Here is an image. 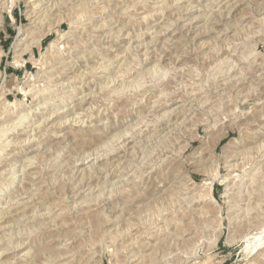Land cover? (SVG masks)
<instances>
[{"label": "rangeland", "instance_id": "rangeland-1", "mask_svg": "<svg viewBox=\"0 0 264 264\" xmlns=\"http://www.w3.org/2000/svg\"><path fill=\"white\" fill-rule=\"evenodd\" d=\"M41 1L0 0V264H264V0Z\"/></svg>", "mask_w": 264, "mask_h": 264}, {"label": "bare ground", "instance_id": "bare-ground-1", "mask_svg": "<svg viewBox=\"0 0 264 264\" xmlns=\"http://www.w3.org/2000/svg\"><path fill=\"white\" fill-rule=\"evenodd\" d=\"M43 1V0H42ZM41 1V2H42ZM84 1V0H83ZM83 3V2H82ZM81 3V4H82ZM84 5H85V3H83ZM79 5V4H78ZM58 6V5H57ZM80 6V5H79ZM41 7V6H40ZM39 7V8H40ZM51 7V6H50ZM49 7V8H50ZM52 9V8H51ZM45 12V11H44ZM43 12V13H44ZM48 12V11H47ZM214 13V12H213ZM33 14H35V15H37L38 13H37V11H36V9L34 10V12H33ZM34 15V16H35ZM48 16V15H47ZM200 18V17H199ZM45 19V18H44ZM173 22V21H172ZM215 29V28H214ZM21 33H20V35H19V37H20V42L18 43V46H21V45H23V43H25V42H27L28 40H31L32 39V35H31V37H29V35H24V33L22 32V31H20ZM24 35V37L23 38H21L22 36ZM62 37H64V36H62ZM145 37V36H144ZM40 43V40H33V41H31V42H29L27 45H25V49H23L22 50V53H19L18 54V58L19 57H21L25 52H27V51H30L32 48H34V46L35 45H37V44H39ZM60 43V42H59ZM54 43L52 44V47H54ZM17 52H20L21 51V48H17V50H16ZM148 52V51H147ZM157 52V51H156ZM3 54H4V52L3 51H1L0 50V62H1V58H2V56H3ZM247 57V56H246ZM252 61V60H251ZM140 63V62H139ZM18 64V63H17ZM66 66V65H65ZM224 66V65H223ZM224 70V69H223ZM251 71V70H250ZM231 77V76H230ZM107 78V77H106ZM110 78V77H109ZM131 87V86H130ZM41 91V90H40ZM42 92V91H41ZM40 92V93H41ZM37 93V92H36ZM87 94V93H86ZM44 95V94H43ZM42 99V98H41ZM80 99V98H79ZM78 99V100H79ZM45 103H46V101H45ZM9 107H11L10 109H9V107L6 109L7 110V112H12V113H10V115H14V114H16V116H15V118H17L15 121H12L11 120V122H6L7 123V128L6 129H2V133H3V135L2 136H6L11 130H13V132L14 131H17V128H13L12 129V127L13 126H17V125H20V124H24V121L27 119V117H29V114L30 113H32L31 111L29 112V110L26 112H24V103H23V101H20V102H16V103H13V104H7ZM75 108V107H74ZM37 109V108H36ZM73 109V108H72ZM19 110H22L23 111V113H20V111ZM68 111V110H67ZM67 111H63V113H65V112H67ZM170 111V110H169ZM176 111V110H175ZM55 113V112H54ZM172 113V112H171ZM180 115V114H179ZM61 118V117H60ZM14 120V119H13ZM27 125V124H26ZM21 126V125H20ZM26 127V126H25ZM25 127H19V128H21V129H23V128H25ZM2 128V127H1ZM16 129V130H15ZM47 130V129H46ZM142 130V129H141ZM19 131V130H18ZM1 134V133H0ZM9 137V136H8ZM8 137H5V138H8ZM155 138V137H154ZM159 140V139H158ZM161 142V141H160ZM11 143V142H10ZM137 151V150H136ZM3 152V151H2ZM90 156V155H89ZM79 159V158H78ZM96 160H97V158H96ZM113 164V163H112ZM87 165V164H86ZM24 169V168H23ZM12 171H10L9 173H11ZM127 172V171H126ZM8 174V173H7ZM117 175V174H116ZM256 176V175H255ZM3 177H5V176H3ZM17 177V176H16ZM15 174L14 175H12L10 178H9V182H10V185L11 184H14L15 183ZM252 177V176H251ZM260 178V177H259ZM252 179V178H251ZM245 180V179H244ZM7 181V180H6ZM4 183V182H3ZM2 184V183H1ZM249 184V183H248ZM243 185V184H242ZM1 186V185H0ZM245 186V185H244ZM108 187V186H107ZM112 191V190H111ZM1 193V192H0ZM104 193V192H103ZM252 193V192H251ZM102 195V194H101ZM261 195V194H260ZM25 203V202H24ZM257 205V204H256ZM260 206V205H259ZM251 207V206H250ZM8 208H10V207H8ZM11 209V208H10ZM28 209V208H27ZM251 210V209H250ZM2 214V213H1ZM29 214V213H28ZM5 215V214H4ZM1 219V218H0ZM29 220V219H28ZM26 223V222H25ZM262 240V239H261ZM17 246H19V245H17ZM7 248V247H6ZM2 251V250H1Z\"/></svg>", "mask_w": 264, "mask_h": 264}, {"label": "built area", "instance_id": "built-area-1", "mask_svg": "<svg viewBox=\"0 0 264 264\" xmlns=\"http://www.w3.org/2000/svg\"><path fill=\"white\" fill-rule=\"evenodd\" d=\"M19 89L22 90V87H20Z\"/></svg>", "mask_w": 264, "mask_h": 264}]
</instances>
